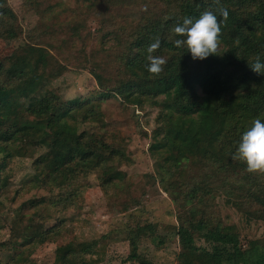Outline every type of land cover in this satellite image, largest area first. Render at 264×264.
I'll return each instance as SVG.
<instances>
[{
  "label": "trees",
  "instance_id": "1",
  "mask_svg": "<svg viewBox=\"0 0 264 264\" xmlns=\"http://www.w3.org/2000/svg\"><path fill=\"white\" fill-rule=\"evenodd\" d=\"M220 4L228 17L216 12L219 55L193 60L186 46L171 42L182 39L171 29L185 17L215 11L213 0H22L24 11L38 18L22 46L0 57V198L10 184L11 162L26 157L34 144L47 149L34 161L33 179L42 188L58 177L70 186L69 178L99 168L107 181L122 174L112 167L119 150L107 133L67 127L86 104L98 109V102L71 99L60 109V96L49 88L72 65L89 68L102 100L118 96L142 110L147 104L159 108L149 144L150 177L176 204L177 264H264V235L245 245L219 203L233 208L245 225L264 226V173H250L232 159L252 121L264 122V73L249 66L257 56L264 62V0ZM17 18L10 1L0 0V41L17 37L11 26ZM156 38L161 43L153 55L167 61L158 76L146 69L147 47ZM86 110L88 117L96 114ZM27 116L64 127L49 130ZM78 191L66 190L60 201L70 206ZM57 226L42 231L37 243L47 242ZM138 228L126 226L127 260L152 264L139 250ZM91 248L57 246L56 262L87 264Z\"/></svg>",
  "mask_w": 264,
  "mask_h": 264
},
{
  "label": "rangeland",
  "instance_id": "2",
  "mask_svg": "<svg viewBox=\"0 0 264 264\" xmlns=\"http://www.w3.org/2000/svg\"><path fill=\"white\" fill-rule=\"evenodd\" d=\"M9 1L18 14L11 25L17 37L0 41V57L22 46L38 18L35 13L24 11L22 0ZM91 25L95 30L93 21ZM49 88L60 96V109L71 99L98 102V109L86 104L77 119L67 120V127L77 132L85 129L107 133L119 150L112 167L122 174L107 181L103 168H99L69 178L70 186H62L66 178L58 177L42 188L33 179L34 161L47 149L34 144L26 157L14 158L10 184L0 198V264H57L55 249L64 244H76L79 248L92 246L86 256L87 264H140L127 260L128 225L139 227L138 232L143 236L139 250L152 264H177L180 245L174 234V226L178 224L176 204L150 177L154 159L149 144L159 108L147 104L145 111L118 96L102 100L91 70L73 65ZM199 92L202 93L201 89ZM88 108L96 114L88 117ZM27 118L49 130L64 127V124H53L50 128L43 117ZM72 188L79 190L78 195L67 206L60 200ZM39 198L45 201H33ZM219 203L223 215H229V221L238 225L245 245L249 241L255 244L264 235L262 224L245 225L233 208L222 199ZM56 224L55 230L48 234V241L38 244L36 238L41 232ZM30 238L28 244L22 243ZM16 249L20 252L15 253Z\"/></svg>",
  "mask_w": 264,
  "mask_h": 264
},
{
  "label": "clouds",
  "instance_id": "3",
  "mask_svg": "<svg viewBox=\"0 0 264 264\" xmlns=\"http://www.w3.org/2000/svg\"><path fill=\"white\" fill-rule=\"evenodd\" d=\"M213 3L217 6L215 11L205 10L196 19L185 17L182 23L174 25L171 29L175 36L182 37L171 42L178 48L186 46L193 60H203L209 55H219L221 22L216 12L227 20L228 11L220 4V0H213ZM160 43V39L156 38L147 47L146 69L154 76H158L163 71V65L167 63L164 57L153 55L159 49ZM249 66L255 73H264V62H261L259 56ZM232 159L244 162L250 173H264V122L261 119H254L251 126L242 133Z\"/></svg>",
  "mask_w": 264,
  "mask_h": 264
}]
</instances>
